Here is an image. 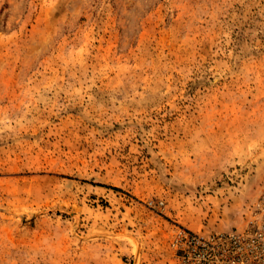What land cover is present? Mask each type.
Here are the masks:
<instances>
[{
  "label": "rangeland",
  "instance_id": "rangeland-1",
  "mask_svg": "<svg viewBox=\"0 0 264 264\" xmlns=\"http://www.w3.org/2000/svg\"><path fill=\"white\" fill-rule=\"evenodd\" d=\"M264 182V0H0V264H174Z\"/></svg>",
  "mask_w": 264,
  "mask_h": 264
},
{
  "label": "built area",
  "instance_id": "built-area-1",
  "mask_svg": "<svg viewBox=\"0 0 264 264\" xmlns=\"http://www.w3.org/2000/svg\"><path fill=\"white\" fill-rule=\"evenodd\" d=\"M250 219L241 227L197 232H176L174 264H264V182Z\"/></svg>",
  "mask_w": 264,
  "mask_h": 264
}]
</instances>
